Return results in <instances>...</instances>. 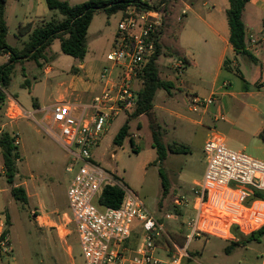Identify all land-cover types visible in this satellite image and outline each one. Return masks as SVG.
<instances>
[{
    "label": "rangeland",
    "instance_id": "obj_1",
    "mask_svg": "<svg viewBox=\"0 0 264 264\" xmlns=\"http://www.w3.org/2000/svg\"><path fill=\"white\" fill-rule=\"evenodd\" d=\"M74 1L81 3L86 0ZM226 5L228 6V0L170 1L160 36L163 50L156 63L160 78L170 81L173 77L176 86L169 92L159 89L154 99L156 109L152 108L149 114L130 119L129 132L133 143L130 137H126L121 145L114 143V137L120 127L128 120L125 112H122L108 130L106 126L98 146L92 149L93 160L97 165L137 194L147 209L162 222L171 240L179 246H184L182 234L187 231V221L194 217L195 182L202 180L206 169L203 145L207 133L216 132L223 136L227 147L264 160V141L259 138L254 126L255 115L264 119V89L255 99L246 96L222 98L217 95L218 98L209 107L208 113L203 114L201 110L193 112L189 108L187 94L192 93V88L197 86V94L205 96L211 84L199 81L197 74L190 72L189 65H185L183 74L175 75L172 65L178 57L169 56V52L182 54L186 46L193 45L190 31L200 21L188 11L187 6L207 18L218 13L219 9ZM120 17V12L111 15L104 10L96 12L87 38V61H96L97 65L105 63L104 67L111 66L106 57L113 50ZM26 18H31L28 2L20 0V3H17L16 0H9L6 5L9 45L22 48L28 40L27 35H19V24ZM50 18L51 16L46 20ZM200 46L198 43L195 49L197 52ZM8 58V55H0V65ZM39 61L41 66L33 59L16 63L6 89V95L18 98L28 113L33 111V103L38 99H47V103L54 102L59 82L66 78L65 75L73 74V69H77L80 63L79 59L61 51L59 39L53 41ZM47 66L52 70L45 73ZM224 80L226 79L220 78L218 84L222 85ZM227 80H230L225 81L230 91L240 89L244 85L243 80L235 73L228 76ZM137 83L139 81H135L136 86ZM202 88L206 89V92H203ZM219 106L224 119L216 120V109ZM254 108H257L258 112H255ZM176 113L188 119L180 118ZM130 115L131 113H128V117ZM41 120L40 115H25L16 118L12 126L4 128V132L7 131L18 139L19 143L15 146L18 147L19 159L16 162L14 185L24 188L28 199L24 203L13 198L12 185L7 182L4 174L0 149V218L6 222L7 216L9 217L6 227L9 229L11 247L9 253H0V264H86L74 223L67 225L64 234L54 228L55 224L62 222L64 213L70 216L67 189L78 165L74 167L73 172L66 170L71 156L44 130ZM190 120L200 121V124ZM6 121L0 110V125ZM154 132L166 152V157L161 161H158L157 150L152 145ZM173 147L182 150L172 153L170 148ZM160 168L168 179L167 193H164L159 175ZM178 197H184L187 205L177 206L175 199ZM260 205L258 203L257 207ZM37 216H41L40 219L37 220ZM231 217L237 219L239 214ZM260 220L264 221V216ZM259 222H254L253 226H258ZM131 227L135 233L132 238L133 245L134 239L141 237L139 222L134 220ZM161 243L171 245V241L165 237ZM227 245L213 236L194 238L188 246L192 256L191 263L235 264L238 259H245L237 253H226ZM254 248L259 250L262 246L254 244ZM164 255L162 250L156 251V256L162 258ZM242 255L249 258L250 252L243 250Z\"/></svg>",
    "mask_w": 264,
    "mask_h": 264
},
{
    "label": "built area",
    "instance_id": "obj_2",
    "mask_svg": "<svg viewBox=\"0 0 264 264\" xmlns=\"http://www.w3.org/2000/svg\"><path fill=\"white\" fill-rule=\"evenodd\" d=\"M104 1L120 5L117 12L121 17L113 50L106 57L111 66H105L101 73L102 92L90 105L58 102L51 109L49 122H44L47 118L40 122L71 156L66 170L73 172L78 165L67 189L70 216L64 213L62 222L54 228L65 233L67 225L74 223L86 264H192L188 246L194 238L223 237L233 225L239 233L247 235L264 224L263 221L253 226L264 216V200L254 198V191L264 192V161L227 147L223 136L212 132L203 146L206 169L193 189L194 217L187 221V231L182 234L184 246L173 242L143 200L100 168L92 156V149L98 146L109 122L122 112L135 110L139 91L135 81H139L140 71L155 50L171 0ZM185 65L181 59L175 60L172 65L175 74H183ZM216 96V93L208 97L189 93V108L205 113L217 100ZM10 107L9 120L26 115L16 103ZM220 119H224L221 109L216 115V120ZM3 132L0 126V138ZM18 143L14 136V144ZM106 183L123 189L120 207L99 203V194ZM175 204L187 205L184 197L176 198ZM237 214L239 218L232 219L231 215ZM134 220L139 222L141 237L132 245ZM5 230L6 222L0 218V253L7 254L11 247ZM164 237L171 245L161 243ZM158 249L165 253L164 257L156 256Z\"/></svg>",
    "mask_w": 264,
    "mask_h": 264
},
{
    "label": "crops",
    "instance_id": "obj_3",
    "mask_svg": "<svg viewBox=\"0 0 264 264\" xmlns=\"http://www.w3.org/2000/svg\"><path fill=\"white\" fill-rule=\"evenodd\" d=\"M8 1L9 0H7L6 5ZM25 1L28 2V12L30 13L31 18H26L19 25H23L26 23L37 24L42 20H46L49 16L52 15V12L49 10L46 0ZM64 1H68L71 5L79 4L74 0ZM16 2L20 3V0H16ZM21 5L24 6V3H22ZM204 5H206V3H204ZM187 8L188 11H190L195 16V18L200 21V23H198L197 26L194 25L196 28H191L190 31V34L193 36V45L186 46L182 54L175 53L174 57H185L188 61V67L191 68L190 72L197 74L199 81L208 82L211 84V88L207 90L208 93L202 97H208L213 93H216L222 98L226 96H246L255 99L260 96L262 94V89H264V0H250L246 4L242 15V19L245 24V39L247 50L256 58V61L251 60V58L247 55H237L229 41L230 29L227 19L229 0L228 6H223L219 9L218 13L207 18L203 17L194 8L190 6H187ZM94 17L88 28L87 38L94 22ZM198 43H200L201 46L199 51L197 52L195 49L197 48ZM86 58L87 55H85L83 60H80L78 67H76L77 69H73L75 71L73 74L65 75L66 78L59 82V86L55 90L56 100L54 102L47 103V99H44L43 101L38 99L33 103V111L28 113L20 104L18 98L7 95L5 103L2 104V107L0 108V110L2 111V115L7 119L5 123H2L0 125L1 127H3V130L7 126H12L13 122L15 121L9 120L8 117L10 111L9 109L11 108L10 106L13 102L21 108L24 114L31 117L40 115V118L42 120L45 118L50 119L51 109L53 105L58 102H68L76 105H90L93 102L94 97L99 95L104 88L103 81L101 80V73L105 63H99L97 65L96 61H87ZM226 59H228L229 61L227 68L224 67V62ZM51 70V67L47 66L45 67L44 72H50ZM232 73H235L237 76H239L241 80H243L244 85L240 89L230 91L227 89L228 84L225 81H230L227 80V77ZM220 78L226 79L223 81L224 83L222 85L218 84ZM170 82L173 84V87L176 86V81L173 77L170 78ZM136 87L137 90H140L142 88V82L140 80L139 83H137ZM196 90L197 86L192 88V93L197 94ZM202 91L206 92V89L202 88ZM170 94L171 93H168V95ZM153 108L156 109L155 104H153ZM220 109V106L217 107L216 114ZM208 111L202 113L206 114L208 113ZM254 111L258 112L257 108H254ZM128 113L129 112H125L126 118H129ZM119 115L109 122V124L107 125V130L112 126ZM176 115L180 118L188 119L186 116H183L180 113H176ZM21 117L22 116H19L18 118ZM190 121L200 124V121ZM254 126L256 127V131L259 135V133L264 128V119H261L259 115H255ZM211 134L212 132L207 133V138ZM40 217L41 216H38L37 218L40 219ZM259 221L260 224L263 222V220ZM231 230L232 227L230 226L228 233L225 236L213 237L219 238L226 244H229L235 238V234ZM134 240L136 242L137 239ZM254 244L261 245L262 248L259 250L255 249ZM243 250L250 252L249 258L242 255ZM236 253L241 257H244L245 259H238L235 264H264V236L259 241L254 240L247 242L244 245L236 246L232 248L230 250V253L228 254L234 255Z\"/></svg>",
    "mask_w": 264,
    "mask_h": 264
},
{
    "label": "trees",
    "instance_id": "obj_4",
    "mask_svg": "<svg viewBox=\"0 0 264 264\" xmlns=\"http://www.w3.org/2000/svg\"><path fill=\"white\" fill-rule=\"evenodd\" d=\"M250 0H229L227 9V19L230 29L229 41L237 55H247L251 60L256 58L247 50L245 24L242 19L243 10ZM6 2L0 0V55L8 54V60L0 65V105L6 101V89L11 80L15 64L24 60L33 59L41 66L40 59L44 57V52L49 48L55 39H59L61 51L73 58L83 60L87 53V33L91 21L98 10H104L111 15L119 9L120 5L111 4L104 0H86L79 4L71 5L64 0H46L49 10L52 12L49 20H42L37 24L26 23L19 25V35H27L28 40L22 48H16L8 44V25L6 21ZM163 28L159 30L156 47L154 52L148 57V60L139 73V80L142 82V88L138 91L137 106L131 112L128 120L122 125L114 137V143L121 145L126 137H130L131 143L133 138L130 135L129 121L131 118L139 117L143 114H149L153 108L154 99L159 89H165L168 92L173 87L170 81L160 78L159 69L156 63L158 56L162 53L163 46L160 42V36ZM174 52H169V56H174ZM186 65L188 61L185 57H178ZM228 59L224 62L227 68ZM259 138L264 141V128L259 133ZM153 147L158 153V161L166 157L163 144L157 133H153ZM0 149L3 157L4 174L7 182L12 185L11 194L17 201L27 202V193L24 188L15 186L14 179L17 174L16 162L19 159L18 147L14 144V137L9 132H3L0 138ZM172 153L180 152L179 147L170 148ZM159 175L162 179L164 193L168 191V179L162 168L159 169ZM254 198L264 200V192L254 191ZM124 200V191L117 185L103 186L99 194V203L103 206L118 208ZM7 224L9 217L7 216ZM235 238L225 247V252L236 246L244 245L250 241H259L264 236V224L253 230L247 235L238 233L236 225L231 230ZM9 232L6 227L5 234Z\"/></svg>",
    "mask_w": 264,
    "mask_h": 264
}]
</instances>
